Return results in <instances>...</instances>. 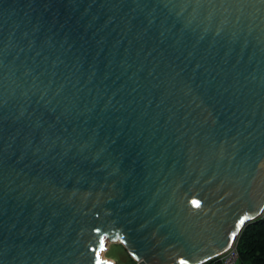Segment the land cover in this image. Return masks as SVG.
Listing matches in <instances>:
<instances>
[{"label":"water","instance_id":"obj_1","mask_svg":"<svg viewBox=\"0 0 264 264\" xmlns=\"http://www.w3.org/2000/svg\"><path fill=\"white\" fill-rule=\"evenodd\" d=\"M263 213L264 0H0V264H205Z\"/></svg>","mask_w":264,"mask_h":264},{"label":"trees","instance_id":"obj_2","mask_svg":"<svg viewBox=\"0 0 264 264\" xmlns=\"http://www.w3.org/2000/svg\"><path fill=\"white\" fill-rule=\"evenodd\" d=\"M239 264H264V219L249 223L237 240Z\"/></svg>","mask_w":264,"mask_h":264},{"label":"rangeland","instance_id":"obj_3","mask_svg":"<svg viewBox=\"0 0 264 264\" xmlns=\"http://www.w3.org/2000/svg\"><path fill=\"white\" fill-rule=\"evenodd\" d=\"M101 257L113 264H137L122 244L110 243L109 241L107 242V249L101 253Z\"/></svg>","mask_w":264,"mask_h":264},{"label":"built area","instance_id":"obj_4","mask_svg":"<svg viewBox=\"0 0 264 264\" xmlns=\"http://www.w3.org/2000/svg\"><path fill=\"white\" fill-rule=\"evenodd\" d=\"M262 218L264 219V213ZM205 264H239V252L237 244L228 250L225 254L205 263Z\"/></svg>","mask_w":264,"mask_h":264},{"label":"snow or ice","instance_id":"obj_5","mask_svg":"<svg viewBox=\"0 0 264 264\" xmlns=\"http://www.w3.org/2000/svg\"><path fill=\"white\" fill-rule=\"evenodd\" d=\"M195 203V202H194ZM197 206H198V204H197Z\"/></svg>","mask_w":264,"mask_h":264}]
</instances>
